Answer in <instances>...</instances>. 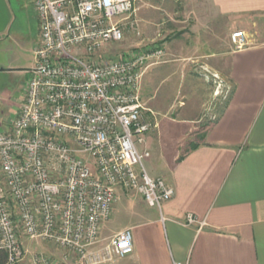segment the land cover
<instances>
[{
	"label": "built area",
	"instance_id": "obj_1",
	"mask_svg": "<svg viewBox=\"0 0 264 264\" xmlns=\"http://www.w3.org/2000/svg\"><path fill=\"white\" fill-rule=\"evenodd\" d=\"M33 8L35 66L16 116L0 132V251L5 264H26V238L51 242L79 264H111L132 252L130 229L100 246L118 190L139 194L161 221L174 195L146 172L149 152L138 150L152 128L140 83L162 50L108 56L124 40L120 23L132 0H33ZM230 43L236 51L249 42L238 30ZM27 264L54 263L39 253Z\"/></svg>",
	"mask_w": 264,
	"mask_h": 264
},
{
	"label": "crops",
	"instance_id": "obj_2",
	"mask_svg": "<svg viewBox=\"0 0 264 264\" xmlns=\"http://www.w3.org/2000/svg\"><path fill=\"white\" fill-rule=\"evenodd\" d=\"M169 2L177 3L183 15L170 18L173 26L185 20L208 35L223 21L243 31L249 43L228 52L231 92L199 140L189 126L178 137L180 144L186 141L183 149L174 139L164 144L153 137L161 119L153 122L144 139L146 160L155 161L152 177H163L174 195L162 205L161 221L159 211L150 210L139 194L118 190L111 218L123 214L126 223L113 231L131 230L132 252L111 264H264V0ZM4 8L9 20L0 34L15 18L8 2ZM153 15L133 23L145 27ZM139 97L143 104L142 80ZM188 215L194 223L187 222Z\"/></svg>",
	"mask_w": 264,
	"mask_h": 264
},
{
	"label": "rangeland",
	"instance_id": "obj_3",
	"mask_svg": "<svg viewBox=\"0 0 264 264\" xmlns=\"http://www.w3.org/2000/svg\"><path fill=\"white\" fill-rule=\"evenodd\" d=\"M3 1L8 2L15 18L10 20L7 31L0 34V69L4 70L0 71V132L9 128L10 121L19 110L25 94L24 85L35 66L34 50L39 43V25L33 0H0V31L9 20ZM133 2L134 11L120 23L124 27V40L110 47L108 56L114 57L136 47L160 48L161 57L154 64H149L142 77L144 116L151 122L152 128L153 122L161 119L153 137L164 144L174 139L179 146L181 140L178 137L189 126L190 135L197 134L194 137L197 141L204 127L214 121L231 92L228 85V52L234 49L230 36L238 30L227 27V22L222 21L217 27L210 28L208 35H204L201 28L192 27L185 20L173 26L170 18L174 20L183 16L177 3L172 4L169 0ZM152 6L156 7L152 9ZM152 11L153 22L151 18L145 27L135 26L134 21L147 19L146 15ZM177 32L180 35L173 38ZM178 121L190 123L181 125ZM148 134L142 137L145 139ZM184 142L180 144L182 149ZM143 149V145L138 146V150ZM153 163V160L143 161L151 177L154 173L150 165L153 167ZM150 210L157 212L156 208ZM125 219L123 214H118L105 223L99 235L100 246L108 244L118 232L113 230L125 224ZM21 240L27 253L25 263L32 255L41 253L54 264H79L73 255L51 242Z\"/></svg>",
	"mask_w": 264,
	"mask_h": 264
},
{
	"label": "trees",
	"instance_id": "obj_4",
	"mask_svg": "<svg viewBox=\"0 0 264 264\" xmlns=\"http://www.w3.org/2000/svg\"><path fill=\"white\" fill-rule=\"evenodd\" d=\"M194 147H192L191 149H194ZM6 263V255L4 252L0 251V264H5Z\"/></svg>",
	"mask_w": 264,
	"mask_h": 264
},
{
	"label": "water",
	"instance_id": "obj_5",
	"mask_svg": "<svg viewBox=\"0 0 264 264\" xmlns=\"http://www.w3.org/2000/svg\"><path fill=\"white\" fill-rule=\"evenodd\" d=\"M0 71H4L3 69H0Z\"/></svg>",
	"mask_w": 264,
	"mask_h": 264
}]
</instances>
